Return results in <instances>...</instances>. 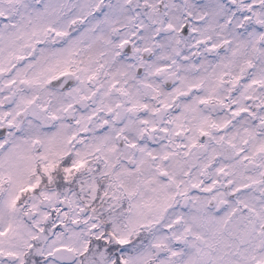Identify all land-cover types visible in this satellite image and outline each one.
Masks as SVG:
<instances>
[{
    "label": "snow or ice",
    "instance_id": "snow-or-ice-1",
    "mask_svg": "<svg viewBox=\"0 0 264 264\" xmlns=\"http://www.w3.org/2000/svg\"><path fill=\"white\" fill-rule=\"evenodd\" d=\"M0 264H264V0H0Z\"/></svg>",
    "mask_w": 264,
    "mask_h": 264
}]
</instances>
